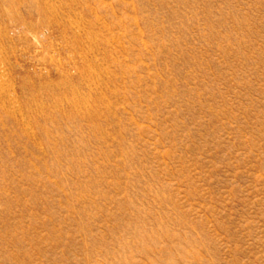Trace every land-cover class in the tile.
<instances>
[{
  "label": "rangeland",
  "instance_id": "374dc122",
  "mask_svg": "<svg viewBox=\"0 0 264 264\" xmlns=\"http://www.w3.org/2000/svg\"><path fill=\"white\" fill-rule=\"evenodd\" d=\"M0 73V264H264V0H0Z\"/></svg>",
  "mask_w": 264,
  "mask_h": 264
},
{
  "label": "bare ground",
  "instance_id": "6f19581e",
  "mask_svg": "<svg viewBox=\"0 0 264 264\" xmlns=\"http://www.w3.org/2000/svg\"><path fill=\"white\" fill-rule=\"evenodd\" d=\"M42 1H43V0H42ZM50 2H51V1H50ZM39 8H42V7H39ZM32 11H33V10H32ZM46 11H47V10H46ZM48 11H49V10H48ZM48 11H47V12H48ZM29 12H30V11H29ZM37 12H41V11H39V9H37ZM48 13H50V12H48ZM39 14H40V13H39ZM41 14H42V13H41ZM15 15H16V14H15ZM43 15H44V14H43ZM21 16H22V15H21ZM28 16H30V15H28ZM50 16H51V13H50ZM53 16H54V15H53ZM8 17H9V16H8ZM17 17H18V16H17ZM39 17H40V15H39ZM41 17L43 18V16H41ZM48 17H49V16H48ZM49 18H50V17H49ZM59 18H60V17H59ZM1 19H2V18H1ZM22 19H23V18H22ZM50 19H51V18H50ZM9 20H10V19H9ZM17 20H18V18H17ZM48 20H49V19H48ZM48 20L46 19V21H48ZM1 21H2V20H1ZM24 21H25V20H24ZM24 21H23V22H24ZM44 21H45V20H44ZM56 21H57V18H56ZM58 22H59V21H58ZM46 23H47V22H46ZM53 23H54V22H53ZM53 23H52V24H53ZM20 24H21V23H20ZM23 24H24V23H23ZM40 24H41V23H40ZM42 24H43V23H42ZM48 24H49V23H48ZM48 24H47V25H48ZM57 24H58V23H57ZM59 25H61V24L59 23ZM3 26H4V25H3ZM42 26H44V25H42ZM48 26H49V25H48ZM55 26H56V24H55ZM6 27H8V26H6ZM17 27H18V26H17ZM46 27H47V26H46ZM60 27H62V26H60ZM63 27H64V26H63ZM15 28H16V27H15ZM21 28H22V27H21ZM25 28H26V27H25ZM37 28H38V27H37ZM48 28H49V27H48ZM56 28H57V27H56ZM22 29H23V28H22ZM27 29H28V30H33V29H34V25H32V24L28 25V26H27ZM63 29H65V28H63ZM63 29H62V30H63ZM2 30H3V29H2ZM20 30H21V29H20ZM24 30H25V29H24ZM46 30H47V28H46ZM5 31H6V30H5ZM26 31H27V30H26ZM8 32H9V31H8ZM50 32H51V31H50ZM14 33H15V32H14ZM19 34H20V33H19ZM44 34H45V33H44ZM74 34H75V33H74ZM62 35H65V34H62ZM1 36H2V34H1ZM74 36H75V35H74ZM6 37H7V34L3 35V38H6ZM9 37H10V36H9ZM72 38H74V37L72 36ZM41 39H42V38H41ZM6 40H7V38H6ZM9 40H10V39H9ZM71 40H73V39H71ZM75 40H76V39H75ZM77 40H78V39H77ZM3 41H4V40H3ZM10 42H11V41H10ZM75 42H76V41H75ZM75 42H74V43H75ZM67 44H68V43H67ZM71 44H72V43H71ZM65 45H66V44H65ZM74 45H75V44H74ZM79 45H80V44H79ZM72 47H73V46H72ZM76 48H77V47H76ZM83 59H84V58H83ZM82 61H83V60H82ZM84 62H85V60H84ZM82 63H83V62H82ZM53 64H54V63H53ZM83 64L86 65L87 63H86V64L83 63ZM88 64H89V63H88ZM82 66H83V65H82ZM78 67H80V66H78ZM83 67H84V66H83ZM1 68H2V67H1ZM74 68H76V67H74ZM82 69H83V68H81V70H82ZM81 70H80V71H81ZM88 70H89V69H88ZM81 72H84V70H82ZM0 74H1V73H0ZM81 74H82V73H81ZM85 74H87V73H85ZM85 74H84V75H85ZM79 75H80V74H79ZM84 75H83V76H84ZM5 76H6V75H5ZM64 77H65V76H64ZM80 78H81V77H80ZM67 79H68V78H67ZM67 79H66V80H67ZM80 80H82V79H80ZM95 82H96V81H95ZM81 85H82V84H81ZM61 87H62V86H61ZM46 89H47V88H46ZM73 91H74V90H73ZM73 91H72V92H73ZM70 93H71V92H70ZM73 94H74V93H73ZM73 94H72V95H73ZM76 94H77V93H76ZM70 96H71V95H70ZM73 96H74V95H73ZM74 97H75V96H74ZM77 98H78V97H77V95H76V99H77ZM80 104H82V103H80ZM76 105H78V104H76ZM30 106H31V105H30ZM43 106H44V105H43ZM79 107H80V106H79ZM79 107H78V108H79ZM88 107H89V106H88ZM88 110H89V109H88ZM76 111H77V110H76ZM89 112H90V111H89ZM79 114H80V113H79ZM82 115H83V114H82ZM53 116H54V115H53ZM87 117H88V116H87ZM43 122H44V121H43Z\"/></svg>",
  "mask_w": 264,
  "mask_h": 264
}]
</instances>
